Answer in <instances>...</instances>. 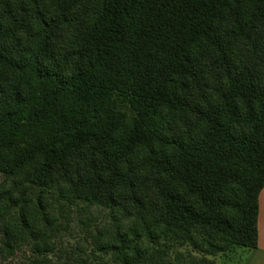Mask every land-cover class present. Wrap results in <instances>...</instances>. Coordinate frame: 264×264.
Instances as JSON below:
<instances>
[{"label": "trees", "instance_id": "obj_1", "mask_svg": "<svg viewBox=\"0 0 264 264\" xmlns=\"http://www.w3.org/2000/svg\"><path fill=\"white\" fill-rule=\"evenodd\" d=\"M0 174V264L256 248L264 0H0Z\"/></svg>", "mask_w": 264, "mask_h": 264}, {"label": "rangeland", "instance_id": "obj_2", "mask_svg": "<svg viewBox=\"0 0 264 264\" xmlns=\"http://www.w3.org/2000/svg\"><path fill=\"white\" fill-rule=\"evenodd\" d=\"M3 180V176L0 174V183ZM95 218H96V222H99L103 219V214L100 212H95ZM84 232L80 230L79 227L75 226L72 228L71 232L67 235H65L64 239H63V243L65 244L66 242H69L72 245H77L79 242H82L79 238V236L81 235V237L84 235ZM83 244V242H82ZM252 250L250 249H246V248H236V251L228 254L227 258H229L228 264H242L245 261L248 260L249 256L251 255ZM55 261H67V254L64 251H58L57 252V256H54ZM223 259H221L222 261ZM13 264H27V256H24L23 254H18L14 260H13Z\"/></svg>", "mask_w": 264, "mask_h": 264}, {"label": "crops", "instance_id": "obj_3", "mask_svg": "<svg viewBox=\"0 0 264 264\" xmlns=\"http://www.w3.org/2000/svg\"><path fill=\"white\" fill-rule=\"evenodd\" d=\"M242 264H264V188L259 195L258 245Z\"/></svg>", "mask_w": 264, "mask_h": 264}]
</instances>
